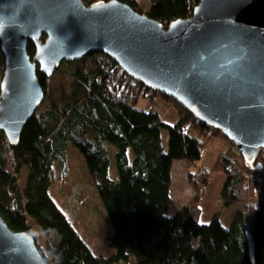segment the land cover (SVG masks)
I'll return each instance as SVG.
<instances>
[{
	"label": "trees",
	"instance_id": "16d2710c",
	"mask_svg": "<svg viewBox=\"0 0 264 264\" xmlns=\"http://www.w3.org/2000/svg\"><path fill=\"white\" fill-rule=\"evenodd\" d=\"M82 1L88 5L98 0ZM121 1L142 12L136 0ZM148 1L146 14L165 26L190 16L199 0ZM27 52L30 56L35 52L31 41ZM65 62L72 77L65 102L35 112L24 124L16 145H10L0 130V215L8 227L29 232L37 243L31 222L40 226L48 239L43 247L36 245L48 264H114L127 259L128 251L135 264H264L263 201L246 203L247 222L241 211L233 214L228 226L222 225L217 211L200 222L202 192L210 171H189L196 193L172 215L166 214L173 202L172 161L182 158L196 165L212 136L227 140L221 131L201 123L158 91L178 110L175 124H165L155 110L138 108V97L149 89L103 52H89ZM37 77L45 98L48 77L38 70ZM163 130L168 134L166 145ZM70 143L82 154L85 174L112 226L109 244L114 251L109 256L91 252L49 194L63 171L59 169V174L53 163L62 165ZM239 158L227 150L210 169L224 175L222 206L248 201L257 194V178L246 180L242 171L257 173L258 169ZM256 161L262 162L261 157ZM23 167L27 177L21 187L17 175Z\"/></svg>",
	"mask_w": 264,
	"mask_h": 264
},
{
	"label": "water",
	"instance_id": "95a60500",
	"mask_svg": "<svg viewBox=\"0 0 264 264\" xmlns=\"http://www.w3.org/2000/svg\"><path fill=\"white\" fill-rule=\"evenodd\" d=\"M0 51V130L12 146L44 98L37 70L50 76L63 61L103 52L218 128L247 163L264 148V0H199L165 26L121 0H0ZM0 264H48L34 237L1 215Z\"/></svg>",
	"mask_w": 264,
	"mask_h": 264
},
{
	"label": "rangeland",
	"instance_id": "374dc122",
	"mask_svg": "<svg viewBox=\"0 0 264 264\" xmlns=\"http://www.w3.org/2000/svg\"><path fill=\"white\" fill-rule=\"evenodd\" d=\"M143 4H145V2H143ZM141 11L142 13L146 12V10H144V7H142ZM66 63L67 62L65 61L64 63H61L62 65L60 64L55 69L52 75L47 76L48 78L45 81V88L47 94L46 97L43 98V101L39 104L38 108L36 109V112H39L47 105H52L53 103H55L56 105H61L65 102L66 95L67 93L69 94V84L72 79V77L69 76V74L67 73V70H69L70 66L68 63ZM3 67V55L0 52V78L3 72ZM143 99L148 103V107L150 106L152 110L157 111L160 118L162 117L161 110L165 107L173 109L176 113L175 123L179 120L180 115L178 113V110H176L173 105L167 103L166 100H164L159 94H157L156 91H153L151 96H148L147 91H145L144 94L138 97L136 106H138V102L142 101ZM164 131L165 130H163L164 136L162 135V140L164 145H166L167 133H165ZM227 149L232 151L235 156L240 157L239 159H244L232 142H229ZM114 150L115 149L113 148L112 151L114 152ZM259 157H261V151L259 152L258 158ZM61 163L62 165L58 162L53 163L55 169L58 171L59 174V169H63V171L61 175H59V178L56 179L50 186V196L60 207L65 216L69 219L70 224L77 231L82 240L87 244L92 253L97 255L100 254L103 256L111 255L114 251V248L109 244V236L112 234V226L103 209L95 187L92 185V183L85 174L84 158L82 154H80L79 151L70 143L66 147L65 157L62 159ZM253 163H255V161ZM239 165H243L241 160H239ZM195 168L196 166L191 164L192 171H195L193 170ZM115 170L116 169L113 162L112 153V164L110 167V174H115ZM199 170L201 171L202 168L200 167L198 171ZM175 171L177 172V169H175ZM242 174L246 177V180H254L257 173H249L246 171H242ZM17 176L19 185L23 187L27 177L26 167H23L18 172ZM195 176L198 177L199 175ZM181 180L184 181V179ZM258 182L259 181H256V184L259 186ZM179 183H181L180 180H178L175 184L171 185V190L174 193V201L171 203L168 210L166 211L167 215H172L174 211L180 205H182V203H179L180 195L182 193V189L179 188ZM204 194L206 198L207 191ZM253 202L254 199H251L250 203ZM213 203L214 195L211 194L209 197H207L203 205V212L205 211L206 206H208L207 204ZM237 204H246V201L241 200L240 202H237ZM236 210H238V208ZM241 212L245 215L247 214L244 211ZM31 225L32 231L36 234L37 237L36 244L43 247L46 243V240L48 239V235L43 232L41 227L38 226L36 223L31 222ZM135 262L136 261L134 255L130 251H128L127 259L114 262V264H135Z\"/></svg>",
	"mask_w": 264,
	"mask_h": 264
},
{
	"label": "crops",
	"instance_id": "0c3cea01",
	"mask_svg": "<svg viewBox=\"0 0 264 264\" xmlns=\"http://www.w3.org/2000/svg\"><path fill=\"white\" fill-rule=\"evenodd\" d=\"M137 3L140 6V9L142 10V7H144V10H148L149 8V1L148 0H136ZM145 2V4H143ZM144 5V6H143ZM145 12V13H146ZM144 100V99H143ZM138 102V108H142L145 110H150V106L148 107V103L144 101ZM164 104V103H161ZM141 106V107H139ZM163 106V105H162ZM148 107V108H145ZM162 112V121L165 124L173 125L176 121V113L171 108H163L161 110ZM167 133V130L164 131ZM162 135L163 131H162ZM168 137V134H167ZM229 142L225 140L224 138H221L219 136H212L208 141V147L204 148L202 150L200 159L196 163V168L193 169L197 171L202 168L204 171H210L209 177H208V183L202 192V202H201V210H200V220L202 222H205L209 220L212 215L217 211L219 212V219L224 226H228L231 222V219L233 217V214L236 211H244L246 213V204L238 205L237 203H233L228 206H222L221 205V198H220V189L224 181V175L219 171H211L217 156L221 153L226 152L228 149ZM261 161L263 162V169L256 174V178L259 181V186L257 188V194L252 198L254 199V202L252 204H259L261 201H263V208H264V148L261 151ZM261 162V163H262ZM177 169V172L175 171ZM192 171L191 164H189L185 159H175L172 161L171 169H170V193L174 201L173 191L171 190V185L175 184L178 180L181 181L179 183V188L182 189V193L180 195L179 203H182V205L190 198L192 197L196 192V188L194 184H192L188 179V172ZM181 179H184L181 180ZM207 191V195L205 198V192ZM211 194L214 195V203L213 204H207L205 211L203 212V205ZM182 199V200H181ZM251 199L246 201V203H250ZM251 204V203H250ZM181 206V205H180ZM238 208V210H236ZM246 222L248 221V217L246 214L245 217Z\"/></svg>",
	"mask_w": 264,
	"mask_h": 264
},
{
	"label": "bare ground",
	"instance_id": "6f19581e",
	"mask_svg": "<svg viewBox=\"0 0 264 264\" xmlns=\"http://www.w3.org/2000/svg\"><path fill=\"white\" fill-rule=\"evenodd\" d=\"M123 71H124V70H123ZM127 75H128V74H127ZM132 78H133V77H132ZM133 79H134V78H133ZM135 80H136V79H135ZM136 81H137V80H136ZM261 149H262V148H261ZM261 149H260V151H262ZM257 162H258V161L255 160V163H254V166H255V167H256L255 164H256ZM256 169H258V172H257V174H258V173L263 169V163H261V166H260V167H256ZM249 173H253V172H249ZM257 186H258V185L256 184L255 187L257 188Z\"/></svg>",
	"mask_w": 264,
	"mask_h": 264
},
{
	"label": "built area",
	"instance_id": "2783aa9c",
	"mask_svg": "<svg viewBox=\"0 0 264 264\" xmlns=\"http://www.w3.org/2000/svg\"><path fill=\"white\" fill-rule=\"evenodd\" d=\"M153 91H154L153 89H149V90L147 91V95H148V96H151L152 93H153ZM197 174L199 175V173H197ZM199 189L202 190L203 187H200Z\"/></svg>",
	"mask_w": 264,
	"mask_h": 264
}]
</instances>
